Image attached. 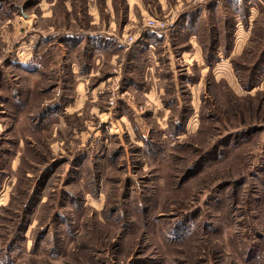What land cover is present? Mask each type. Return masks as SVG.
<instances>
[{
	"label": "rangeland",
	"instance_id": "1",
	"mask_svg": "<svg viewBox=\"0 0 264 264\" xmlns=\"http://www.w3.org/2000/svg\"><path fill=\"white\" fill-rule=\"evenodd\" d=\"M259 1L0 0V264H264Z\"/></svg>",
	"mask_w": 264,
	"mask_h": 264
},
{
	"label": "trees",
	"instance_id": "2",
	"mask_svg": "<svg viewBox=\"0 0 264 264\" xmlns=\"http://www.w3.org/2000/svg\"><path fill=\"white\" fill-rule=\"evenodd\" d=\"M223 1H226V2H228L229 3V5H233V4H237V1L238 0H223ZM245 1H253V3H252V5H255V4H257V3H259V2H261V1H259V0H245ZM255 3V4H254ZM232 8V7H231ZM191 13H189V11L188 12H186L185 14H183L182 15V17H187L188 15H190ZM187 21V20H186ZM189 21V20H188ZM190 22V21H189ZM141 41V40H140ZM255 66H253V68H254ZM252 68V69H253Z\"/></svg>",
	"mask_w": 264,
	"mask_h": 264
},
{
	"label": "built area",
	"instance_id": "3",
	"mask_svg": "<svg viewBox=\"0 0 264 264\" xmlns=\"http://www.w3.org/2000/svg\"><path fill=\"white\" fill-rule=\"evenodd\" d=\"M162 27H164V23H160L158 21H156V23L154 22H151L150 24H148L147 28H151V29H156V28H159L161 29ZM132 41V40H131Z\"/></svg>",
	"mask_w": 264,
	"mask_h": 264
},
{
	"label": "crops",
	"instance_id": "4",
	"mask_svg": "<svg viewBox=\"0 0 264 264\" xmlns=\"http://www.w3.org/2000/svg\"><path fill=\"white\" fill-rule=\"evenodd\" d=\"M77 105H79V103H77Z\"/></svg>",
	"mask_w": 264,
	"mask_h": 264
}]
</instances>
